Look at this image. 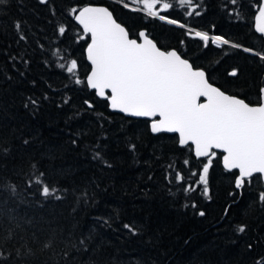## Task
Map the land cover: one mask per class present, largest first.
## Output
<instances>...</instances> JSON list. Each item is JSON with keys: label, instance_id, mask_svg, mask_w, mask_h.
Segmentation results:
<instances>
[{"label": "trees", "instance_id": "trees-1", "mask_svg": "<svg viewBox=\"0 0 264 264\" xmlns=\"http://www.w3.org/2000/svg\"><path fill=\"white\" fill-rule=\"evenodd\" d=\"M259 1L199 0L206 13L189 17L178 0H159L173 4L158 11L175 25L134 12L142 8L134 0H9L0 6V264H254L264 255L260 174L236 190L237 170H225L214 158L205 198L192 173L202 171L206 159L195 157L191 144L179 145L175 133L153 134L149 119L110 109L87 87L88 38L78 39L85 34L72 11L107 4L131 33L146 30L164 49H177L210 73L222 90L258 103L264 86V34L254 29ZM16 21L26 40L19 41ZM195 30L253 51L205 48ZM14 56L29 63L14 69ZM73 59L77 68L68 73ZM233 68L236 78L228 76ZM28 97L40 102L38 110L24 107ZM97 151L101 159L94 160ZM185 188L194 191L185 195ZM193 202L205 216L184 207ZM125 223L135 225V235ZM240 225L247 226L243 234L236 232Z\"/></svg>", "mask_w": 264, "mask_h": 264}, {"label": "snow or ice", "instance_id": "snow-or-ice-1", "mask_svg": "<svg viewBox=\"0 0 264 264\" xmlns=\"http://www.w3.org/2000/svg\"><path fill=\"white\" fill-rule=\"evenodd\" d=\"M8 2L9 0H0V6L7 5ZM134 2L142 6L141 9H133L134 12L146 11L149 17H158L173 25L178 23L158 11L159 8H173L171 3H159V0ZM178 2L180 6H187L185 11L189 17H201L207 11L206 7L204 12L200 10L203 6L199 0ZM231 3L236 4V0H231ZM123 7L127 9L130 5L125 2ZM72 11L76 13L75 20L82 26L85 34L78 39L87 42L90 37L86 48L87 60L91 65V72L86 78L87 87L95 90L97 97L107 100L112 110L131 117L151 118L150 130L153 134L175 133L178 134L179 145H194L195 157L206 158L202 171L192 173L193 176H199L198 184L203 186L202 195L205 198H209V171L214 158L222 160L225 170H238V174L233 173L236 190L243 189L246 181L251 180L254 174H264V87L260 88L259 103L253 105L239 95L226 94L221 87L214 86L210 73L206 75L194 62L183 58L177 49L162 50L163 46L159 45L155 37L150 38V33L146 30L131 33L123 23L114 18L109 8L87 5L73 8ZM228 15L231 16L232 13L229 11ZM255 21L256 31L264 33V2L259 4ZM14 27L19 41L26 40L21 22L16 21ZM180 27L184 28L185 24L181 23ZM210 27L214 30L215 24ZM59 32L65 33V28L60 27ZM191 34L190 31L185 32L186 36ZM194 35L202 41L205 48L231 45L246 53L253 51L230 41L222 34H215L214 31L195 30ZM260 58L264 60V55ZM11 60L14 62V69L16 63H29L28 60L15 56ZM76 68L77 61L73 59L67 66V72L72 73ZM238 74V69L233 68L228 76L236 78ZM20 75L23 77L24 73L21 72ZM75 83L78 85L81 81L77 79ZM34 84L35 82L33 86ZM201 98H204V102H200ZM44 99H47L46 95ZM39 103L37 99L28 97L24 107L31 105L38 110ZM84 103L91 107L89 101ZM24 143L27 144L28 141ZM135 147V144H131L129 150L134 152ZM215 150H220V156ZM93 159H101L99 151ZM105 165L111 167L110 163L105 162ZM151 179L149 176V180ZM176 179L180 181L183 177L177 175ZM189 191L194 189L185 188L184 194L187 195ZM229 195L233 196L235 193L230 192ZM84 196L87 199V193ZM258 199L264 205V192L259 193ZM184 207H191L194 214L200 217L206 215L204 210L195 211V202L186 203ZM227 211L226 208L225 213ZM123 227L133 235L136 234L135 225L125 223ZM246 231V225L236 228L239 234ZM80 243L83 244L84 241L81 240ZM247 247L251 249L253 245L249 243ZM254 264H264V255L254 261Z\"/></svg>", "mask_w": 264, "mask_h": 264}, {"label": "water", "instance_id": "water-1", "mask_svg": "<svg viewBox=\"0 0 264 264\" xmlns=\"http://www.w3.org/2000/svg\"><path fill=\"white\" fill-rule=\"evenodd\" d=\"M261 2H264V0H260V3ZM259 3V4H260ZM87 5H93V6H103V7H107V8H109V6L107 5V4H104V3H86V4H83V5H81L80 7H82V6H87ZM80 7H78V8H80ZM77 8V9H78ZM258 8H259V6H258ZM109 10L110 11H112L110 8H109ZM257 12H258V9H257V11L255 12V15H254V29L256 30V28H255V24H256V21H255V16H256V14H257ZM75 14L76 13H73V16H74V19H75ZM113 16H114V18H116L115 17V15H114V13H113ZM76 21V20H75ZM77 22V21H76ZM118 22H120L119 20H118ZM78 23V22H77ZM81 28H82V26H81ZM142 30V29H141ZM144 30V29H143ZM140 31V30H139ZM264 34V33H263ZM134 38V37H133ZM150 38H152L151 36H150ZM88 42H90V37H89V40H88ZM86 48H87V44H86V47H85V56H86V59H87V53H86ZM164 48H162V50H163ZM168 49H175V48H168ZM179 52V51H178ZM183 58H185L184 56H183ZM185 59H187V58H185ZM88 61V60H87ZM89 62V61H88ZM89 64H90V62H89ZM201 68V67H200ZM202 70H204L203 68H201ZM205 71V70H204ZM91 72V65H90V69H89V71H88V73H87V75L89 74ZM206 72V71H205ZM87 75H86V77H85V79L87 78ZM207 75V74H206ZM214 86H217V85H215L214 84ZM262 87H264V86H262ZM222 90V89H221ZM95 91V90H94ZM224 91V90H223ZM226 92V91H225ZM110 94V93H109ZM226 94H230V93H228V92H226ZM108 102V101H107ZM200 102H204V98H201L200 99ZM247 102V101H246ZM251 104H253V105H256V104H258V103H251ZM108 105H109V103H108ZM115 111H118V110H115ZM119 112V111H118ZM123 114H125V113H123ZM125 115H128V114H125ZM129 116V115H128ZM158 118V117H157ZM148 119H150V121H149V124L151 123V118H148ZM177 136H178V134H177ZM189 144H191V143H189ZM192 148H193V153H194V145H192ZM216 151H220V150H216ZM221 163H222V160H221ZM237 174H238V170H237ZM260 176H261V178H262V181H263V183H264V174H260Z\"/></svg>", "mask_w": 264, "mask_h": 264}, {"label": "rangeland", "instance_id": "rangeland-1", "mask_svg": "<svg viewBox=\"0 0 264 264\" xmlns=\"http://www.w3.org/2000/svg\"><path fill=\"white\" fill-rule=\"evenodd\" d=\"M161 14V13H160ZM163 15V14H162ZM169 18V17H168ZM169 19H172V18H169ZM204 162H206V160L204 161ZM202 167H203V165H202Z\"/></svg>", "mask_w": 264, "mask_h": 264}]
</instances>
